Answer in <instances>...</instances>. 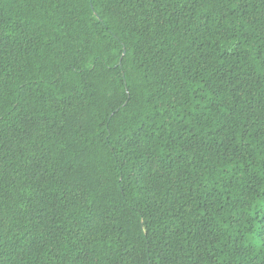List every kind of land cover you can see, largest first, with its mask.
Masks as SVG:
<instances>
[{"label":"trees","instance_id":"trees-1","mask_svg":"<svg viewBox=\"0 0 264 264\" xmlns=\"http://www.w3.org/2000/svg\"><path fill=\"white\" fill-rule=\"evenodd\" d=\"M0 264H264V0H0Z\"/></svg>","mask_w":264,"mask_h":264}]
</instances>
